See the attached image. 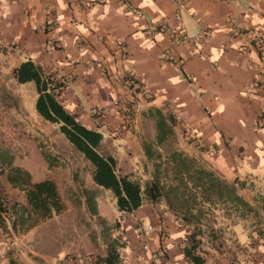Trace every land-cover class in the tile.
<instances>
[{"label":"crops","instance_id":"0c3cea01","mask_svg":"<svg viewBox=\"0 0 264 264\" xmlns=\"http://www.w3.org/2000/svg\"><path fill=\"white\" fill-rule=\"evenodd\" d=\"M128 1L137 5L142 19L125 0H0V40L17 52L13 72L30 59L64 83L60 101L66 109L88 128L102 132L114 147L122 141L127 166L121 168L113 155L121 173L128 170L132 175L139 166L136 160L148 158L143 145L161 153L178 150L221 178L237 181L239 195L258 209L264 198V49L257 46L256 36L264 32V0ZM175 13L185 33L204 30L212 37L199 48L175 45L173 55L179 61L173 62L162 59L172 47L168 37L150 40L142 29L161 21L174 25ZM51 39L61 45L53 52L48 50ZM254 81L257 86L251 88ZM120 93L130 100L126 119L114 107ZM98 109L106 110L101 126ZM169 142L174 145L167 146ZM75 176L71 195L89 192L92 177L86 178L88 188ZM6 179L0 176L5 209L0 210V264H34L35 259L59 264L63 258L53 260L56 251L44 249L51 244L40 236L50 220L28 228L26 193ZM97 211L103 214L99 206ZM138 213L155 228L148 241L152 251L159 252L161 264H192L183 252L188 233L180 218L166 212L161 219L152 205ZM237 237L240 249L201 254L207 264H264V239H247L250 246L241 252L245 244ZM123 251L127 264H142L141 246L126 241Z\"/></svg>","mask_w":264,"mask_h":264},{"label":"rangeland","instance_id":"374dc122","mask_svg":"<svg viewBox=\"0 0 264 264\" xmlns=\"http://www.w3.org/2000/svg\"><path fill=\"white\" fill-rule=\"evenodd\" d=\"M16 54L13 47L0 40V168L13 159V167L15 164L29 171L34 183L54 180L55 177L61 181L58 188L61 187L62 191L59 190V192L63 194V196L60 195L64 200L65 209L58 217L49 219L50 221L41 227L40 236L44 240H49L51 244L44 249L56 251L51 256L54 260L84 255L93 257L106 255L107 244L115 236L123 237L124 243L131 241L132 246H141V236L135 232L141 216H138L139 213L135 215L122 214L112 190L99 186L94 181L92 188H89L90 182L86 178L92 177L93 179L94 166L65 139L60 132L59 125L48 122L38 113L36 83L20 84L14 78L13 67L16 64ZM111 144V140H104L103 152L117 157L119 166L124 169L129 161H125L128 160V155L122 149V141H119L115 147ZM166 145L173 146L174 144L169 142ZM142 148L145 155L144 145ZM182 150L184 153H192L191 150ZM39 152L46 162L42 163L38 160L36 156H39ZM194 152L197 153L195 150ZM135 163L140 168L139 166L133 167L134 177L131 178L144 184L150 179L149 175L153 170L154 160L150 162L147 158H141ZM137 168L139 169L137 170ZM5 170L6 172L0 176L6 179L11 170L10 167H6ZM76 171L79 173L76 174ZM126 172L128 170L122 174H126ZM75 175L83 178L89 192H75L76 197L71 195L69 187L76 184L73 180ZM7 180L8 178L5 181ZM90 197L102 208L103 214L93 213L92 207L87 201ZM259 200L260 207L255 209L248 219H239L234 214L230 216L225 210L218 207L214 212L215 215L208 216V220L203 222L205 223L201 228L203 233L198 235L200 241L198 253L200 255L212 252L225 254L231 249H240L234 240L236 236L240 242L245 244L241 249V252H244L250 246L247 239L252 237L259 239L261 233H264V198ZM152 206L153 213H158L161 219L164 213L170 212L165 210L161 204ZM178 216L188 233L185 243L187 245L190 235L197 229L194 228V225H189L182 220L183 215ZM119 221L122 222V227L120 230L112 232L110 227L116 226ZM141 221L145 223L143 220ZM145 224L148 225L149 221L146 220ZM208 224L209 226H207ZM235 224H238V227L233 229ZM108 227L110 231H108ZM41 241L39 238L37 244L40 245ZM34 264L42 263L35 259Z\"/></svg>","mask_w":264,"mask_h":264},{"label":"trees","instance_id":"16d2710c","mask_svg":"<svg viewBox=\"0 0 264 264\" xmlns=\"http://www.w3.org/2000/svg\"><path fill=\"white\" fill-rule=\"evenodd\" d=\"M14 75L20 84L36 83L38 113L48 122L59 125L65 139L94 166L93 181L113 191L122 214H138L144 206L161 204L165 210L178 218V215H183L182 220L195 226L197 231L190 235L189 243L183 249L189 263L207 264V260L198 253V235L203 233V222L208 220V216H214L218 207L239 219H248L253 214L255 208L239 195L237 181L230 182L221 178L212 168L178 150L163 154L152 148L146 149L148 161L154 160V163L150 179L144 184L133 180V174H122L118 160L102 150L104 134L85 126L60 101L64 83L56 81L53 74L46 73L30 59L22 62L14 70ZM130 108L131 105L129 110ZM6 167L11 170L7 174L8 181L26 193L27 206L24 211L27 214L25 222L28 228L64 211L65 204L54 180L34 183L29 171L13 167V159L1 166L0 174L6 172ZM3 200L4 195L0 191V210H5ZM91 200L92 197L87 201L97 215L98 203L95 200L91 203ZM193 221L196 223H192ZM121 224L119 221L116 226L110 227L111 231L120 230ZM110 228L108 227V231ZM160 234L164 239L163 233ZM260 238L264 239V233H261ZM141 240L142 247L143 239ZM125 246L124 238L115 236L107 244L106 255L95 257L96 264H123Z\"/></svg>","mask_w":264,"mask_h":264},{"label":"built area","instance_id":"2783aa9c","mask_svg":"<svg viewBox=\"0 0 264 264\" xmlns=\"http://www.w3.org/2000/svg\"><path fill=\"white\" fill-rule=\"evenodd\" d=\"M130 11L136 13L138 18H143L144 14L138 9L137 5L133 2L125 0L124 2ZM87 5V3H85ZM174 25H171L169 21H161L160 23L148 24L142 29L143 35L150 39L155 40L157 36L162 35L168 37L170 40L171 48L164 51L163 58L164 60L169 61H179L173 55V47L175 45L180 44H193L197 48L201 47L205 42L211 39V34L208 31H198L195 33H185L181 27V17L178 13L174 15ZM257 46L259 49H264V32H259L256 36ZM61 47L60 43L54 39H51L48 50L49 52H53ZM124 55H128V51L125 50L123 52ZM197 55L200 57H204L205 54L202 51H197ZM134 81H138L136 75H131ZM257 86V82L254 81L250 84L251 88H255ZM129 105L130 100L124 96L123 94H118L114 101V107L118 109L119 113L124 117L127 118L129 113ZM97 116V122L101 125L106 120V110L105 109H98L95 111ZM135 215V214H134ZM137 229L135 230L136 234L141 236L143 239V244L141 247V255H140V262L142 264H161L159 259V252H154L151 249L150 243L148 241L149 234L155 232V228L153 225L142 223L139 219L137 223ZM164 240L167 239V235H163ZM166 245V244H165ZM166 246L162 249V252L165 254ZM124 256V255H123ZM59 264H96V259L92 255H84V256H75V257H67L62 259ZM123 264H127L126 259L123 257Z\"/></svg>","mask_w":264,"mask_h":264}]
</instances>
